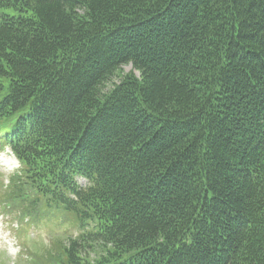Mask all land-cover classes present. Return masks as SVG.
<instances>
[{
  "label": "trees",
  "instance_id": "1",
  "mask_svg": "<svg viewBox=\"0 0 264 264\" xmlns=\"http://www.w3.org/2000/svg\"><path fill=\"white\" fill-rule=\"evenodd\" d=\"M13 117L64 264H264V0H0Z\"/></svg>",
  "mask_w": 264,
  "mask_h": 264
},
{
  "label": "rangeland",
  "instance_id": "2",
  "mask_svg": "<svg viewBox=\"0 0 264 264\" xmlns=\"http://www.w3.org/2000/svg\"><path fill=\"white\" fill-rule=\"evenodd\" d=\"M131 69L130 66L123 67L122 73H120L118 77H114L111 82H109L106 85V89L111 88L113 85H116L119 83V80L121 76L130 73ZM1 123V122H0ZM0 193L2 192L1 186H4L5 184H8L10 180L13 179L15 176V173H10L11 170L18 167V163L15 161V159L9 154V153H1L0 154ZM3 159V160H2ZM78 183L80 186L84 185V182L82 180H78ZM7 198H5L2 194H0V202L6 201ZM0 206H2L0 204ZM15 208H8L3 210V208L0 209V213L3 214L5 217L3 219L0 218V223L3 221L5 224V228L1 230L0 227V264H64L66 258L61 254L62 253V241L63 239H54L50 241H43L42 237L47 238L48 235L47 231H45L44 227H41L40 229H36V226H33V229H31L30 226H28L26 229H31L30 232L35 233L36 231L40 234H42L39 239L42 241L38 242V244H34L35 235H29L28 237L31 238L27 239L28 246H32L30 250L22 251L17 254H11L8 255L5 251V247L2 245L1 239L8 236L10 237V240L12 242L13 246H16L18 244V240L14 238V235L16 236L17 233L22 234L23 230H26L25 228H21L19 232H14L13 227L10 225L11 219L15 218V214L11 213L14 212ZM74 219H72V216L67 214H61V217L52 216L49 214H45L42 219L40 220V223L47 228L51 230L50 234L57 233L59 236L62 234H73V227H74ZM62 222L65 223V226L63 227ZM29 232V231H28ZM47 236V237H46ZM36 240V239H35ZM42 242V243H41ZM96 250V247H95ZM89 251V249H88ZM101 253V252H100ZM97 253V254H100ZM17 254V255H16ZM27 255V256H26ZM97 257L92 251H90L89 254L85 255L86 261L89 262V260L94 259ZM77 262H81V259H77Z\"/></svg>",
  "mask_w": 264,
  "mask_h": 264
},
{
  "label": "bare ground",
  "instance_id": "3",
  "mask_svg": "<svg viewBox=\"0 0 264 264\" xmlns=\"http://www.w3.org/2000/svg\"><path fill=\"white\" fill-rule=\"evenodd\" d=\"M1 159V158H0ZM3 160V159H2Z\"/></svg>",
  "mask_w": 264,
  "mask_h": 264
}]
</instances>
